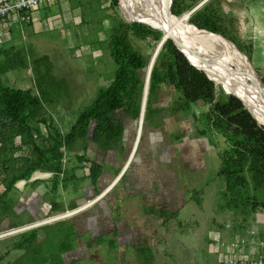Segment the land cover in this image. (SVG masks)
Instances as JSON below:
<instances>
[{
	"label": "rangeland",
	"instance_id": "1",
	"mask_svg": "<svg viewBox=\"0 0 264 264\" xmlns=\"http://www.w3.org/2000/svg\"><path fill=\"white\" fill-rule=\"evenodd\" d=\"M176 1L182 9L180 14L188 13L187 21L190 24L239 43L255 73L258 77L264 78L255 63L258 62L264 67V0ZM205 7L213 12L218 31H214L212 24L205 20L203 16ZM82 13L85 16L82 15L81 21L62 24L58 28L51 23H45L38 29H33L27 24L15 25L21 27L16 30L15 36L2 46L6 48L12 45L13 52L17 51L24 55L27 62L26 68L13 70L2 77L6 84L18 88L30 87V79L39 75V67L35 60L41 54H48L53 63L54 73L58 77L66 78L68 89L60 98L58 109L56 112L50 109L46 111L47 123L44 124V128L47 134L53 130L61 134L66 133L80 110L89 104L97 91L105 88L113 78L115 64L107 49V36L113 21L129 20L121 12L120 0H117L116 6H112L109 0H89ZM148 26L160 31L151 25ZM131 39L133 47L145 56L148 64L156 45L162 39V32L160 40H155L152 36H132ZM146 66L138 70L142 81ZM216 86V101L220 100L226 91L228 94L231 92L220 85L216 84ZM159 95V101L155 106L168 107L171 101L178 97V92L169 86H164ZM211 108V103L199 100L192 103L186 111L176 113L164 111L161 123L157 126L153 122L146 121L143 116L137 147V157L141 160L137 158L132 163L142 169L150 167L172 171V176L170 174L165 179L175 180L176 186L184 188L185 194L191 198L190 204L183 209L185 213L182 214L190 217L178 221L172 216L164 229L159 230L156 238V249L159 253L168 252L176 264L184 262L185 264H216L217 256L209 251L207 238L209 230L222 229L227 222L236 225L240 219L245 220V228H247L254 223L256 216L261 222L256 227L258 232L254 237L255 240L263 242L258 246V251L264 255V207L258 206L256 213H251L250 205L252 200L255 203H264V195L254 189L248 174H246L249 181L247 187L235 192L226 189L220 171L224 167L222 157L230 150V141L225 133L207 128L208 124H211L209 120L212 114ZM137 126L138 119L125 120L124 134L133 142ZM47 138V135H41L37 131L38 144L45 145ZM16 143H19L18 139ZM64 152L65 157L73 158L75 153L81 150L78 147L73 151ZM25 153V148L13 151L14 157ZM150 154H154V162L148 164L147 157ZM1 173L0 168V181ZM89 200L84 203H88ZM48 215L44 218L39 215V221H46L50 213ZM26 225L29 224L22 223L0 230V264L10 261L17 264L16 262L20 260L17 257L20 255V258L23 256L21 262H27L26 255L30 258L28 263L38 261L43 256H47V259L49 257V262H57L61 247L72 248L80 242V236L78 237L73 230L71 221L64 220L45 226L44 235L25 247L22 239L30 232L37 233L41 224L37 228L14 231ZM182 237L184 242L181 241ZM185 246L191 249L195 247L197 258L191 261L185 260L180 253ZM35 250L39 252L32 255ZM105 257L107 258L106 255Z\"/></svg>",
	"mask_w": 264,
	"mask_h": 264
},
{
	"label": "trees",
	"instance_id": "2",
	"mask_svg": "<svg viewBox=\"0 0 264 264\" xmlns=\"http://www.w3.org/2000/svg\"><path fill=\"white\" fill-rule=\"evenodd\" d=\"M109 1L112 6L117 5V0ZM168 2L169 0L166 3L167 8ZM170 11L176 16L184 14H180L182 9L176 0H172ZM203 16L212 24L214 31H218L213 12L205 7ZM160 31L143 23H127L121 19L113 21L107 36V49L115 64L112 80L105 88L99 89L93 100L80 110L66 133L61 134L57 130L49 132L45 145L36 142L31 124L47 123L46 107H54L59 103L60 98L67 92L68 82L66 78L58 77L54 73L49 55L41 54L35 60L40 72L32 78L30 87L18 88L8 85L2 77L13 70L26 68L27 62L24 55L17 51L13 52L12 45L0 48V168L3 173L1 184L4 187L0 193V217L10 212L12 200L8 194L14 189V184L30 178L35 170L52 172L53 184L57 185L59 175L63 172L64 150H70L76 142L82 143L84 151L89 144L104 150L124 149L125 120L138 119L142 103L145 82L144 79L142 81L138 70L147 64L145 56L133 47L131 37L152 36L155 40H160L161 32L163 36V31ZM171 40L167 38L162 43L150 71L145 120L157 126L161 123L164 111L170 113L186 111L192 103L199 100L211 103L212 114L209 118L211 124H208L207 128L225 133L230 141V150L222 157L224 167L220 171L226 189L235 192L247 187L248 174L254 189L264 195V124L262 125L249 109L230 96L233 94L225 92L226 94L216 101L217 86L213 82L214 79L209 74L213 80L196 71L195 69L205 73L191 63L183 53L195 68L193 69ZM234 43L242 51V46ZM261 80L264 83V78ZM164 86L177 91L178 97L171 101L169 107H156L159 93ZM17 139L19 143H16ZM22 148L26 149V153L14 157L13 151ZM79 160L89 164L91 182L96 183L103 165L90 159L86 154L80 156ZM250 205L251 213H256L258 206L264 207V203H255L253 200L250 201ZM171 217L172 214H167L166 219L169 220ZM243 224L245 220L240 219L233 229H237V226L243 228ZM29 237L28 235L22 239L25 245H31L38 239L37 233H34L31 239ZM37 252L39 251L35 250L32 255H36ZM21 258L17 264H26L30 260L28 255L27 262H21ZM147 258L146 256L145 262L152 260L153 256L149 255V259ZM40 263H43L41 259L30 264Z\"/></svg>",
	"mask_w": 264,
	"mask_h": 264
},
{
	"label": "crops",
	"instance_id": "3",
	"mask_svg": "<svg viewBox=\"0 0 264 264\" xmlns=\"http://www.w3.org/2000/svg\"><path fill=\"white\" fill-rule=\"evenodd\" d=\"M88 1L53 0L51 5L35 14L34 21L29 25L33 29H38L45 23L55 24L57 28L62 24L77 23L83 19L82 11L83 9L85 11ZM20 27H11L10 39L4 45L15 36L16 30ZM255 63L257 70L262 71L264 75V67L258 62ZM29 84H32V79ZM46 109L56 112L58 104L54 107L47 106ZM31 126L36 142L37 131L41 135H48L43 123L33 122ZM141 126L140 124L137 126L134 142L124 134L122 151L104 150L93 144H89L84 151L82 143L76 142L70 150L66 151H73L79 147L81 152L75 153L73 158L65 157L64 152L63 172L59 175L57 185L53 184L52 172L40 169L35 170L30 178L17 181L14 189L8 194L12 203L10 212L1 217L0 230L22 223L41 222L39 215L44 218L50 213L49 219L44 223L30 227L37 228L40 225L39 233L37 232L38 238L44 235L45 226L70 220L73 230L78 237L80 236V242L72 248L61 247L57 262H49V257L47 259V256H43L41 258L43 263L40 264H176L168 252L159 253L156 249V238L159 230L164 229L166 223L172 219V217L169 220L166 219L167 214H172L178 221L190 217V215H183L184 218L182 214L185 213L183 209L190 204L191 198L185 194L184 188L176 186L175 180L165 179L170 174L172 176V171L164 169H158V171L157 168L150 167L142 169L135 163L132 165L135 159L141 160L137 157ZM127 147L132 149L135 147V149L126 164L124 157ZM83 154H88L90 159L103 165L96 183L91 182L88 174L89 164L79 160ZM147 158L148 164L154 162V154H150ZM1 174L3 177V173ZM3 190L4 187L0 184V193ZM99 191L101 192L97 194ZM88 200L87 205L80 211L68 216L56 217L71 210L72 207L77 208ZM33 234V232L28 234L30 239ZM207 238L209 239L208 236ZM181 241L184 242V237ZM180 253L185 260L189 261L197 258L198 254L195 247L191 249L187 246ZM104 255L107 258H104ZM149 255H152L153 259L145 262L146 256L149 259ZM6 264H15V262L10 261Z\"/></svg>",
	"mask_w": 264,
	"mask_h": 264
},
{
	"label": "bare ground",
	"instance_id": "4",
	"mask_svg": "<svg viewBox=\"0 0 264 264\" xmlns=\"http://www.w3.org/2000/svg\"><path fill=\"white\" fill-rule=\"evenodd\" d=\"M168 0H120L121 12L130 22L138 20L148 22L152 27L163 31L162 38H171L181 49L188 60L202 69L217 85L231 91L242 100L254 117L264 124V88L260 84L254 70L248 67L247 59L242 57L224 38L214 33L203 31L187 21L188 13L179 17L173 15ZM170 0L168 2V5ZM219 36V37H218ZM194 47L192 51L188 48ZM159 44L157 45V47ZM156 47V48H157ZM156 50V49H155ZM155 52V51H154ZM153 52V55H154ZM152 55V58H153ZM151 61L143 72L145 82V95L143 97V110L138 124L143 122L145 112L148 81L151 71ZM197 64H195L191 59ZM226 93H228L226 91ZM259 122V121H258ZM259 122V123H260ZM260 123V124H261ZM87 205V204H86ZM80 207L82 209L84 206ZM72 212H67L69 215ZM37 222L36 224L44 223ZM15 229L14 231L25 229Z\"/></svg>",
	"mask_w": 264,
	"mask_h": 264
},
{
	"label": "built area",
	"instance_id": "5",
	"mask_svg": "<svg viewBox=\"0 0 264 264\" xmlns=\"http://www.w3.org/2000/svg\"><path fill=\"white\" fill-rule=\"evenodd\" d=\"M53 0H0V47L10 39V29L15 25H29L34 21L35 14L51 5ZM65 211L56 217L68 216L67 212L76 213L80 207ZM69 214V215H71ZM261 220L256 216L250 227L233 229L234 225L227 222L222 229L209 231V251L217 256V264H264V255L259 253L258 246L263 242L255 240L257 226ZM37 225V224H36ZM26 225L27 228L36 226ZM25 226V227H26Z\"/></svg>",
	"mask_w": 264,
	"mask_h": 264
},
{
	"label": "water",
	"instance_id": "6",
	"mask_svg": "<svg viewBox=\"0 0 264 264\" xmlns=\"http://www.w3.org/2000/svg\"><path fill=\"white\" fill-rule=\"evenodd\" d=\"M171 3H172V0H170V3H169V10H170V6H171ZM125 22H127V23H130V21L129 20H126L125 19ZM133 22H142V23H145V24H147V25H149L148 24V22H145V21H138V20H135V21H133ZM203 31H205V32H209V33H213V32H210V31H207V30H203ZM215 34V33H214ZM216 35H218V34H216ZM220 37H222V38H224L233 48H235L238 52H239V54L242 56V57H244L245 59H247V57H246V55L237 47V45L232 41V40H230V39H227V38H225V37H223V36H221V35H219ZM165 41V38H162L161 39V41L159 42V46L156 48V50H155V52H154V55H153V58L152 59H155V57H156V55H157V53H158V51H159V49H160V47H161V45H162V43ZM172 41V40H171ZM172 43L174 44V42L172 41ZM175 45V44H174ZM176 46V48L180 51V53L184 56V54H183V52L181 51V49L177 46V45H175ZM188 48L190 49V50H192V51H195L196 49L194 48V47H192V46H189L188 45ZM184 58L186 59V57L184 56ZM187 60V59H186ZM153 62H154V60H153ZM153 62H152V64H151V68H152V65H153ZM187 62L190 64V62L187 60ZM247 64H248V67L251 69V70H253V68H252V66L250 65V63H249V61H248V59H247ZM190 66L191 67H193L191 64H190ZM193 69H195L194 67H193ZM196 71H198V72H201L202 74H205L208 78H210L206 73H203L202 71H199V70H197V69H195ZM257 75V74H256ZM257 77H258V75H257ZM211 79V78H210ZM212 80V79H211ZM258 80H259V82H260V84L263 86V88H264V83H263V81L261 80V78L260 77H258ZM214 82V81H213ZM144 95H145V85H144V87H143V96H142V103H141V108H140V113H139V116H138V120H139V118H140V115H141V113H142V110H143V97H144ZM231 97H233L234 99H236L237 101H239L245 108H247V105L242 101V100H240L238 97H234L233 95H230ZM248 109V108H247ZM132 149V147H130V148H126L125 149V151H126V155H125V157L124 158H126V164H127V161L130 159V157H131V155H132V153L134 152V149H135V147H133V149Z\"/></svg>",
	"mask_w": 264,
	"mask_h": 264
}]
</instances>
